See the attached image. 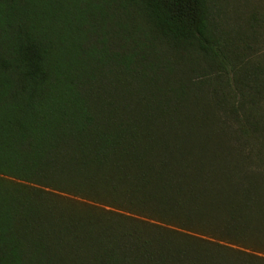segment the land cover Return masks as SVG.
<instances>
[{"label": "trees", "instance_id": "trees-1", "mask_svg": "<svg viewBox=\"0 0 264 264\" xmlns=\"http://www.w3.org/2000/svg\"><path fill=\"white\" fill-rule=\"evenodd\" d=\"M130 24L215 102L156 98ZM241 65L210 0H0V264H264V64Z\"/></svg>", "mask_w": 264, "mask_h": 264}, {"label": "rangeland", "instance_id": "rangeland-1", "mask_svg": "<svg viewBox=\"0 0 264 264\" xmlns=\"http://www.w3.org/2000/svg\"><path fill=\"white\" fill-rule=\"evenodd\" d=\"M210 4L214 20L226 34L230 53L242 61L241 69L251 67L259 73L264 64V0H210ZM129 27L133 28L136 39L141 45L138 57L145 58L140 65L144 74L143 81L151 84L156 98L164 97L165 91L169 92L168 88L192 81L197 83L196 86H192V82L189 83L195 93L205 94L210 101L215 102L213 97L211 98L209 93H204L202 89V86L207 85L203 84L201 78H198L186 64L179 62L171 50L158 42L152 43L143 39L144 35L137 27L131 24ZM106 49L109 54L121 51L115 41L113 44L111 42L107 44ZM262 105L264 108V102ZM217 113L220 115L218 110ZM221 118L223 122H228L225 116ZM207 149L210 147H199L201 153H205Z\"/></svg>", "mask_w": 264, "mask_h": 264}]
</instances>
